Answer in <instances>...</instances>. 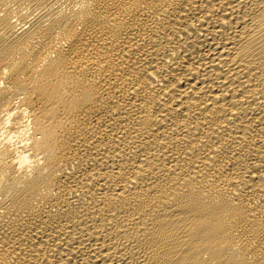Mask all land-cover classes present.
Here are the masks:
<instances>
[{
  "label": "bare ground",
  "instance_id": "6f19581e",
  "mask_svg": "<svg viewBox=\"0 0 264 264\" xmlns=\"http://www.w3.org/2000/svg\"><path fill=\"white\" fill-rule=\"evenodd\" d=\"M0 264H264V0H0Z\"/></svg>",
  "mask_w": 264,
  "mask_h": 264
}]
</instances>
